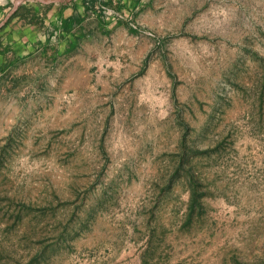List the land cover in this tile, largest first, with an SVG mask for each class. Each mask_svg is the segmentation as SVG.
I'll use <instances>...</instances> for the list:
<instances>
[{"label": "rangeland", "instance_id": "rangeland-1", "mask_svg": "<svg viewBox=\"0 0 264 264\" xmlns=\"http://www.w3.org/2000/svg\"><path fill=\"white\" fill-rule=\"evenodd\" d=\"M131 12L97 81L0 91V264H264V0Z\"/></svg>", "mask_w": 264, "mask_h": 264}, {"label": "crops", "instance_id": "crops-1", "mask_svg": "<svg viewBox=\"0 0 264 264\" xmlns=\"http://www.w3.org/2000/svg\"><path fill=\"white\" fill-rule=\"evenodd\" d=\"M14 0H0V21ZM153 0H59L43 4L25 0L0 28V91L30 104L40 90L70 79L73 72H103L104 50L112 41L130 39L136 30L121 21H107L101 7L144 9ZM40 6V7H39ZM35 8V9H33ZM70 21V22H69ZM68 23V28L65 27ZM121 66V65H120ZM83 70V68H85ZM9 97V96H8Z\"/></svg>", "mask_w": 264, "mask_h": 264}, {"label": "built area", "instance_id": "built-area-1", "mask_svg": "<svg viewBox=\"0 0 264 264\" xmlns=\"http://www.w3.org/2000/svg\"><path fill=\"white\" fill-rule=\"evenodd\" d=\"M103 18L107 21H127L130 26L136 27L132 22V12L130 8L115 9L111 7H101L100 9Z\"/></svg>", "mask_w": 264, "mask_h": 264}, {"label": "water", "instance_id": "water-1", "mask_svg": "<svg viewBox=\"0 0 264 264\" xmlns=\"http://www.w3.org/2000/svg\"><path fill=\"white\" fill-rule=\"evenodd\" d=\"M22 1H25V0H14L10 10L6 13L4 18L0 21V28L6 23L7 20H9V18H11V16L13 14H15L16 10L18 9V7ZM37 1H39L43 4H51V3L57 2L59 0H37Z\"/></svg>", "mask_w": 264, "mask_h": 264}, {"label": "trees", "instance_id": "trees-1", "mask_svg": "<svg viewBox=\"0 0 264 264\" xmlns=\"http://www.w3.org/2000/svg\"><path fill=\"white\" fill-rule=\"evenodd\" d=\"M19 8H20V7H18V9L16 10L15 14L18 12ZM15 14H14V15H15ZM69 22H70V21H69ZM6 24H7V23H6ZM65 27L68 28V23H65Z\"/></svg>", "mask_w": 264, "mask_h": 264}]
</instances>
